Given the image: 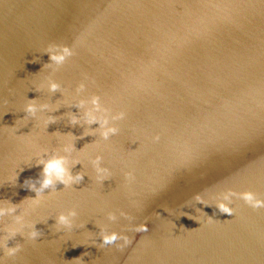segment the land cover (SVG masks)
I'll return each instance as SVG.
<instances>
[{
    "label": "water",
    "instance_id": "water-1",
    "mask_svg": "<svg viewBox=\"0 0 264 264\" xmlns=\"http://www.w3.org/2000/svg\"><path fill=\"white\" fill-rule=\"evenodd\" d=\"M56 158L83 179L41 189ZM227 189L264 199V0H0V264H264V208L219 213Z\"/></svg>",
    "mask_w": 264,
    "mask_h": 264
},
{
    "label": "clouds",
    "instance_id": "clouds-1",
    "mask_svg": "<svg viewBox=\"0 0 264 264\" xmlns=\"http://www.w3.org/2000/svg\"><path fill=\"white\" fill-rule=\"evenodd\" d=\"M65 55H71V52L69 50L68 47L63 46L60 47V50L57 54H49V60L50 61H54L57 64H60L64 61ZM50 89L55 91L58 87L57 84L55 83H51L50 84ZM81 87H83V85H81ZM38 90V89H37ZM96 103V99H93V104ZM25 112L28 114L34 113L35 111V106L34 104L30 101L26 106H25ZM124 113H120L119 114V118H123ZM54 122V121H51ZM96 122L95 120H90L89 123H93ZM72 123H75V120L72 121ZM116 129L115 128H110L108 129L106 132L103 133V135L105 137H107V135L109 133H115ZM83 137V134L81 136V138ZM159 135H155L152 137L153 142H156L159 140ZM38 163H43V167H42V180H41V189L43 188H47L51 185H53L54 181H53V177H55V180L58 181L59 183L68 186L70 183L76 182L78 183L79 181H81L83 179V176L80 173H77L75 176H72L71 174H69L67 172V170L65 169V167L63 166V160L62 158H56L53 160H48V161H44V162H38ZM97 172L101 173L103 172L104 175H98L97 176V180H104L108 178V173L106 169H100L97 168ZM125 179L126 180H131L133 179L132 173L131 172H125L124 173ZM30 190H34L31 186H30ZM39 193L37 192V195ZM232 197H236L240 200H242L246 205L250 206L252 209H259V208H264V199H260L258 197V195L252 191H242V192H235L231 189H227L223 192H220L218 194V197L215 200V204L214 207L219 211V213L221 214H226L227 216H233L234 214V209L232 207H230L232 200ZM33 200V202L35 203L36 198H31ZM194 199L196 202L200 203V204H204L205 206H212V205H208V202L205 201L202 196L200 194H197L194 196ZM8 212L14 211V209L10 208L7 210ZM5 214V209L0 208V216ZM77 215L75 210H70L67 215L61 213L60 215H58L56 217V225L57 231H60L61 228L63 229H71L73 227L72 221L69 219V217H75ZM120 216L125 217L126 219H132L131 217H129L126 213H124L123 211L120 212ZM182 216H188L189 219L194 220L196 222H198V220L192 216H190L187 213L182 214ZM107 217L109 220H115L116 219V215L112 212H109L107 214ZM209 224H211L213 222L212 217L210 216L208 218L207 221ZM81 227H83V225H81ZM181 228H183V226H181ZM133 231H135L136 233H143L145 231H147V226L145 224H139L134 226V228L132 229ZM195 230V229H192ZM16 234L15 230H11L10 234H9V239L12 238L14 235ZM41 235V233L36 230L33 226L32 230L28 232L27 234V238L29 240H35L36 238H38ZM99 237H100V246L103 247L105 245H112L117 241H122L121 244H116V247L118 249H122L124 247H126L127 245H129L131 243V239L124 234H118L116 232H107L104 229H101L100 233H99ZM0 247H3L4 249V256L5 257H13L15 256V254L20 251L21 249V245L20 244H16L14 246H7L6 242L5 243H0ZM83 255H86V253H84ZM4 257H0V260H3ZM76 259H80V258H76Z\"/></svg>",
    "mask_w": 264,
    "mask_h": 264
}]
</instances>
